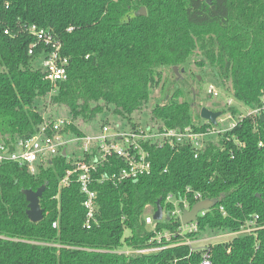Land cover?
Returning a JSON list of instances; mask_svg holds the SVG:
<instances>
[{
  "label": "trees",
  "instance_id": "trees-1",
  "mask_svg": "<svg viewBox=\"0 0 264 264\" xmlns=\"http://www.w3.org/2000/svg\"><path fill=\"white\" fill-rule=\"evenodd\" d=\"M141 8L146 14L136 16ZM31 25L51 31L60 44L68 59L67 80L56 85L45 80L41 63L51 47L31 36ZM32 44L36 46L29 54ZM194 56L202 78L210 77L223 90L230 82L232 98L241 107H259L264 93V0H0V139L15 150L20 139L41 131L53 135L59 118L71 122L60 131L65 137L89 134L92 127L100 132L108 124L132 130L143 121L155 132L163 127L204 129L201 108L194 106L196 90L172 70L187 72ZM164 69L174 79L166 86L165 102L150 108L151 90ZM192 78L197 81V75ZM227 111L234 117L241 113L235 106L220 112ZM157 140L145 145L151 153L149 175L117 186H92L98 224L89 230L83 227L84 195L77 175L60 187L76 157L61 150L36 175L26 166L4 163L0 264H169L171 258L178 264H200V253L185 259L187 246L176 244L202 238L207 230L237 231L255 216L254 233L214 245L208 259L210 264H264V115L243 117L230 131L208 136L197 157L188 141L171 149L159 147ZM111 171L103 166L98 173ZM42 185L43 219L33 223L22 191ZM195 193L219 200L198 216L197 232L177 234L180 221L175 217L155 222L153 229L145 224V209L154 212L158 199L168 213V194L186 195L192 207ZM160 232L175 235L158 242ZM123 247L161 249L115 252Z\"/></svg>",
  "mask_w": 264,
  "mask_h": 264
},
{
  "label": "built area",
  "instance_id": "built-area-1",
  "mask_svg": "<svg viewBox=\"0 0 264 264\" xmlns=\"http://www.w3.org/2000/svg\"><path fill=\"white\" fill-rule=\"evenodd\" d=\"M28 32L39 43L50 46L51 51L47 54V57L43 60L42 67L44 68L45 80L51 85H56L58 82L67 80V65L68 59L61 55L60 44L54 40L51 31L39 29L36 25H31L28 28ZM5 34H9L8 30H4ZM36 44H32L28 53H33V48ZM206 94L209 97H218L219 92L213 85H208ZM228 107L233 105L232 99L227 100ZM223 114H221L222 116ZM264 115V93L260 96V105L255 109L244 108L243 112L237 117H234L231 112L224 113V121H230L227 128L224 130L217 129L216 126L220 123L221 116L217 118L216 125H212L205 120L204 129L194 130L191 127H185L182 131L175 129L164 128L160 132H155L151 126H137L132 130H120L115 125H105L100 133L97 135L84 134L81 136H63L60 131L70 125V121L67 119L59 118L53 125V135L45 136L43 131L30 139H20L15 145V150H12L4 141L0 139V169L6 162L17 163L20 166H26L31 175L38 173L39 166L46 167L51 161L52 157L59 153L63 147L67 146L68 142H76L80 145L81 155L76 156L72 153L68 154L70 157H76L77 161L72 162L74 168L67 172L65 177L60 181V187H66L71 182V176L77 175L76 182L80 186V191L84 195L83 207L85 209V220L83 227L85 229H91L98 224L97 219V193L92 186L94 184H110L117 186L118 184L130 180L136 182L140 178L147 176L151 173V153L145 146L147 143H154L158 139V146H169L171 149L176 148L179 144L188 141L195 151L194 157H197L198 152L203 148L204 142L208 136H215L233 129L237 122L243 117H262ZM208 125V126H207ZM161 140V141H160ZM64 149V148H63ZM67 149V148H65ZM109 166L112 171L98 173L100 167ZM189 189L186 190V193ZM195 203L203 200L198 193L193 195ZM166 204L171 206L168 213L163 212V218L169 220L172 217L179 219L180 226L177 228V234L185 236L186 234L195 233L198 230L197 219L198 216H204L208 211H202L198 213L196 220L183 225L181 222V216L184 211L189 210V203L185 196L168 194L165 198ZM194 203V204H195ZM219 211L222 215H226L223 207H219ZM154 212L148 213L145 211V224L151 229L154 228L152 215ZM255 216L252 220H245L239 230L219 233L214 237L215 239H223L216 244L227 243L224 240L227 236H231V240L234 237L254 233L258 227L256 225ZM161 221V220H160ZM56 227V223L53 224ZM174 233L160 232L156 234L155 239L160 242L161 239L169 240ZM204 238L189 239L186 238L183 242L176 245H184L188 248V254L185 259H188L195 252L192 247L194 242H202ZM229 242V241H228ZM214 245H209L204 248L202 255V261L200 264H210L208 259V252ZM161 249V247H153L147 249L136 250L135 254L152 253ZM201 249V248H200ZM175 263L177 262L174 259Z\"/></svg>",
  "mask_w": 264,
  "mask_h": 264
},
{
  "label": "rangeland",
  "instance_id": "rangeland-1",
  "mask_svg": "<svg viewBox=\"0 0 264 264\" xmlns=\"http://www.w3.org/2000/svg\"><path fill=\"white\" fill-rule=\"evenodd\" d=\"M196 56L192 57V61L190 62V64L188 65V69L187 72H185L184 68H180V70H178V73L180 74V77L184 76L187 78V86L188 88L194 89L196 90V96L194 97V106H196V110L197 108H202V107H206L209 110L215 111V110H225L226 108H228V104H227V100L228 99H232L233 101V105L237 108H239L241 110V112H243V107H241L240 104H238L231 95V84L230 82H225L224 85V90L217 87V85L210 79V77H201L200 73V68L197 66L196 62H194ZM183 69V71H182ZM197 75V81H195L192 77ZM174 77L172 72L169 69H164L162 71V77H161V81L159 83V85L151 90V94H150V102H149V107H153L157 104H162L165 102L164 99V95H165V89L166 86L168 85V82L173 81ZM209 84H212L213 86H215V88L218 90L219 92V96L214 98V97H209L206 94L207 91V87ZM187 88V87H186ZM199 92V93H198ZM180 100L182 101L183 99L180 98ZM241 107V108H240ZM224 115V113H223ZM221 116L220 120L216 126L217 129H221L224 130L225 128H227L228 124L230 121H224V116ZM115 120V119H112ZM121 126H123V124H120ZM141 126H145V121H143L141 123ZM208 126V125H207ZM125 129H129V126H123ZM91 130H89V135H97L99 132V129L96 128H90ZM161 141V140H160ZM65 148L68 149L69 153H72L73 155L76 156H80L81 155V151H80V145L77 144L76 142H68L67 146H65ZM191 208V207H190ZM148 213H151V208L147 207L145 209ZM188 211V210H187ZM151 228V227H149ZM125 233H127V231H125ZM219 233L222 234V232H220L219 230H207L202 234V238H204V240L202 242H194L192 244V247L195 249V252L193 255H196V253H200L202 254L203 251L205 250L204 248L208 247L209 245H214L215 243H218L219 241L223 240V239H215L214 237ZM231 236H227L226 238H224V240H227L230 242L231 241ZM201 248V249H200ZM160 251V249H157L155 251H151L152 253H156ZM117 253H123L125 255H134L136 253V250H132L129 249L127 247H123L120 248L119 250L115 251ZM146 254V253H144ZM169 264H178V262L175 263L174 258H171L169 261Z\"/></svg>",
  "mask_w": 264,
  "mask_h": 264
},
{
  "label": "water",
  "instance_id": "water-1",
  "mask_svg": "<svg viewBox=\"0 0 264 264\" xmlns=\"http://www.w3.org/2000/svg\"><path fill=\"white\" fill-rule=\"evenodd\" d=\"M212 0H206L208 4L211 3ZM146 14L145 9L141 8L137 13L136 16H144ZM174 74L177 77H180V74L178 73V67L172 68ZM183 71V69H182ZM220 111H212L207 109L206 107H202L200 109V117L203 120H206L210 122L212 125H216L217 118L221 116ZM66 153V149H62V154ZM46 186L42 185L37 190H23L22 193L24 194L26 201L28 202L26 215L28 219L33 222L37 223L43 219V209L40 207L39 201L40 198L43 195V192L45 191ZM219 203L218 199H203L195 204L192 205V207L187 211H184L181 216V222L183 225H187L193 221L196 220V217L198 213L202 211H208L214 206H216ZM156 210L154 211L152 218L155 221H160L163 218V210L161 207V199H158L156 201Z\"/></svg>",
  "mask_w": 264,
  "mask_h": 264
}]
</instances>
